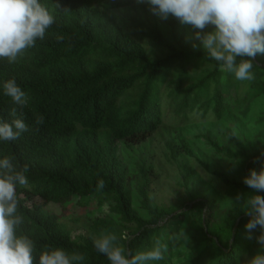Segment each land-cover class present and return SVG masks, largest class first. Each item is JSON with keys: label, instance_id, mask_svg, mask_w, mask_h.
Instances as JSON below:
<instances>
[{"label": "trees", "instance_id": "trees-1", "mask_svg": "<svg viewBox=\"0 0 264 264\" xmlns=\"http://www.w3.org/2000/svg\"><path fill=\"white\" fill-rule=\"evenodd\" d=\"M40 2L55 17L45 39L16 64L0 61V121L14 119L5 81L15 79L28 97L23 119L29 130L0 141V159L13 156L17 168L29 169V186L16 189L24 217L17 234L35 242L37 256L48 245L82 254L80 264H110L93 243L107 233L126 236L120 243L132 254L151 250L156 239L167 245L164 259L148 264H174V240L182 232L193 258L180 264H236V257L254 255L259 245L247 239L250 218L235 198L255 194L243 178L250 169L264 168V115L262 132L253 137L227 133L221 142L199 136L237 164L232 173L212 172L226 188L228 207L210 190L196 192L188 203L157 204L152 189L158 173L144 144L161 130L168 111L181 119L194 111L203 117L211 113L222 121L264 100V54L253 60L255 79L239 81L207 55L195 38L198 30L192 28L187 37V25L174 16L160 23L133 16L123 27L110 14L143 5L136 0H58L56 10L54 0ZM37 116H43V124H36ZM169 148L175 154L174 145ZM182 149L193 156L188 146ZM179 167L185 185L194 182L193 169ZM101 179L105 187L97 191ZM36 198L44 203L30 206ZM86 198L112 203L110 215L91 219L87 235L74 237L76 228L46 209L49 203L67 207Z\"/></svg>", "mask_w": 264, "mask_h": 264}, {"label": "clouds", "instance_id": "clouds-1", "mask_svg": "<svg viewBox=\"0 0 264 264\" xmlns=\"http://www.w3.org/2000/svg\"><path fill=\"white\" fill-rule=\"evenodd\" d=\"M136 3L147 5L162 19L172 15L181 24L197 29L195 38L202 42L207 55L219 63L221 71L234 74L239 81L255 79L251 71L253 60L258 54H264V0H136ZM58 8L61 5L54 0L53 10ZM54 23L55 17L40 0H0V61L10 65L18 63L28 49L36 46L37 40L45 39L46 31ZM209 26L213 30L205 32ZM57 40L62 41L63 37L57 36ZM3 92L13 105L10 115L14 119L0 121V141L8 142L29 130L23 119L28 97L15 79L3 83ZM43 123V116H37L36 124ZM14 159L13 156L0 159V264H80L85 259L82 254H69L48 245L37 256L35 242L27 235L17 234L24 217L18 212L16 189L29 186L26 176L29 169L28 165L17 168ZM243 183L255 194H238L235 202L250 218L245 225L247 239H254L259 249L251 257L247 254L236 257V264H264V196L259 194L264 192V168L259 172L250 169ZM104 187L105 181L99 180L96 190ZM257 229L259 235L254 236ZM181 238L185 243L189 241L184 232L175 237ZM121 239L127 237L107 233L94 238L93 243L110 264H148L163 260L167 251V245L156 239L151 250L132 254L120 243Z\"/></svg>", "mask_w": 264, "mask_h": 264}, {"label": "rangeland", "instance_id": "rangeland-1", "mask_svg": "<svg viewBox=\"0 0 264 264\" xmlns=\"http://www.w3.org/2000/svg\"><path fill=\"white\" fill-rule=\"evenodd\" d=\"M116 17L118 22L125 27L130 18L133 16H150L156 21H168L153 14L147 5L122 8L110 12ZM190 25L186 26L185 34L187 37L191 35ZM213 26H209L204 31H212ZM231 87H228V89ZM164 100L167 96L164 95ZM169 101L165 102L164 108L169 110ZM247 112V113H246ZM246 113V114H245ZM264 115V100L259 99L255 102L250 110L243 109L226 117L222 121H216V118L210 113L205 117L201 113L194 111L188 114L186 119L175 118L171 111H168L164 119V125L161 130L152 135L145 145V156L150 158L156 167L158 179L155 181L152 195L155 202L159 205H175L181 202L188 203L190 196L198 191L210 190V194H216L218 199L225 205L229 206V199L223 194L225 186L212 175L214 171L232 173L236 169L235 161H230L227 158L217 155L206 142L204 138L199 136L208 135L211 139H217L221 142H226L225 134L232 133L235 135H246L253 137L262 132L263 125L260 124V119ZM174 145L176 152L172 153L169 145ZM188 146L193 156H188L182 147ZM175 156V157H174ZM174 157V158H173ZM183 164L193 169L195 172L194 182L185 185L182 171L179 165ZM44 201L36 198L32 204H42ZM112 203L105 202L99 204L96 198L83 199L80 203L76 199L74 203L67 207H62L59 204L49 203L46 209L60 216L62 220L70 227H75L74 237L87 235L88 226L91 219L96 217H106L110 215ZM171 224V228H173ZM172 232H175L173 230ZM180 234H177L178 236ZM175 241L174 248V264H180L193 258L188 243L181 238Z\"/></svg>", "mask_w": 264, "mask_h": 264}]
</instances>
